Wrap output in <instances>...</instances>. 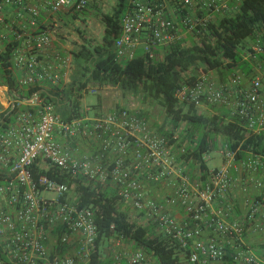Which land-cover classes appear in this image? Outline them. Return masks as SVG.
Here are the masks:
<instances>
[{
	"label": "built area",
	"instance_id": "1",
	"mask_svg": "<svg viewBox=\"0 0 264 264\" xmlns=\"http://www.w3.org/2000/svg\"><path fill=\"white\" fill-rule=\"evenodd\" d=\"M153 1H159L155 3ZM129 0L114 49L118 62L134 58L141 46L148 61L156 47L183 41L195 43L216 18L231 15L241 0ZM89 0H0V55L11 48L10 62L19 88L43 89L60 81L59 67L67 58L42 55L52 44L51 30L41 25V12L53 16L62 10L80 14ZM177 5L179 22L164 16L166 7ZM184 45V42H183ZM57 62V63H56ZM7 93V90H6ZM1 94V93H0ZM8 96V95H7ZM183 105L197 110L223 111L237 119L246 132H264V30L253 32L240 47L239 61L224 79L215 70H198L195 79L174 94ZM0 114L16 109L13 123L0 131V264H158L152 254L135 247L132 240L114 231L98 244L95 210L79 208L73 186L33 171L54 170L58 176L90 184L96 192L112 189L122 203L126 220L187 249V264H222L231 249V264H264L242 247L247 232L264 233L257 223L264 206V158L236 153L222 145L219 167H207L205 179L192 182L178 156L187 142L153 130L138 111L119 107L95 118L64 120L55 106L37 90L10 99ZM91 141L93 148L80 156L73 142ZM206 163L207 154L202 158ZM245 174L259 198L246 201L241 221H232L233 206L227 196L236 186L235 174ZM166 187L163 201L151 197L150 187ZM50 192L52 197L43 193ZM215 202L219 207L213 209ZM185 213L178 222L172 209Z\"/></svg>",
	"mask_w": 264,
	"mask_h": 264
},
{
	"label": "trees",
	"instance_id": "2",
	"mask_svg": "<svg viewBox=\"0 0 264 264\" xmlns=\"http://www.w3.org/2000/svg\"><path fill=\"white\" fill-rule=\"evenodd\" d=\"M115 2L112 14L100 15L104 27L101 44L92 47L84 45L73 56L84 81L77 83L72 80L68 85L59 83L43 89L19 88L9 61V47L6 53L0 55V85L6 86L8 97L12 100L20 99L41 90L42 97L55 106L58 114L64 120H70L82 117L80 99L87 81L99 87H114L132 95L142 94L145 99L154 100L161 106L173 130L181 124L185 125L183 136L188 140V146L178 156V161L197 165L202 180L207 171L202 158L217 149L218 138L223 140V145H227L230 151L236 153V159H244L248 154L264 158V132L257 135L248 133L237 119L227 120L223 111L198 113L192 105L180 104L174 97L175 91L182 84L195 79V75L190 73L198 68L202 71L215 70L221 79L227 76L239 61L243 41L252 36L253 32L264 30V0H241L231 15L216 18L209 23L199 44L191 42L190 46H184V41H181L163 47L160 56L153 51L154 58L151 61L139 51L127 62L116 60L114 44L120 34L121 21L127 12L129 0ZM173 8L180 17L183 11H179V7L174 4ZM166 11L164 16L167 17ZM16 113V109H9L0 114V131L13 123ZM140 115L148 119L143 113ZM158 133L170 139L173 136L172 132L166 134L159 130ZM41 175L67 184L68 187L73 186L76 205L95 210L98 244L108 237L109 228L113 225L115 232L132 240L135 247L144 253L152 254L158 264H187V249H179L176 243L156 233L151 226L140 227L129 223L126 214L121 211L123 205L112 189L96 193L90 184L82 186L79 180L58 176L54 170L42 172L34 169L35 180ZM223 263L231 264L228 255H225Z\"/></svg>",
	"mask_w": 264,
	"mask_h": 264
},
{
	"label": "crops",
	"instance_id": "3",
	"mask_svg": "<svg viewBox=\"0 0 264 264\" xmlns=\"http://www.w3.org/2000/svg\"><path fill=\"white\" fill-rule=\"evenodd\" d=\"M102 1L107 2V3L109 2L110 6L114 9L115 4H116L115 0H109V1L102 0ZM230 2L233 6L234 0H230ZM166 9H167L166 12L168 14L167 17L172 18L175 22H179V16L178 14H176V9L173 8L172 6L171 7L168 6L166 7ZM104 14H108V13H104ZM74 15L75 14H73L67 9L62 10L58 14L53 15V16H49L44 11H42L40 19H39V23L41 25H44L50 28L51 36H52V44L50 48H48L45 51V53L42 55L41 57L42 60L46 63L47 62L55 63L54 58L56 55H58L62 58H67V60L69 61L68 65L59 67V71H60L59 83H61L62 85H68L72 80H75L77 83L84 81V78L82 76L79 66L74 63L73 56L74 54L78 53V51L84 45L90 46V47L96 46V45L89 44V42L87 41L83 42V40L78 41L77 46L70 45L72 42L71 40H77V39H74L72 36H70V31H69L70 26L72 25L78 26L79 24L83 26L86 25V29L88 30V32H90L89 29H90L91 23L92 22L95 23L97 21V18L95 15H93L91 18H88V16H86V19H84V17H81V16L73 17ZM99 28L100 29L98 32L101 33L103 37L104 27L102 23L99 25ZM86 38L89 39L90 37L87 36ZM139 51H142L141 46L138 47L136 52H139ZM154 51L162 55L163 47L162 48L156 47ZM14 73L17 78L21 75V73L16 70H14ZM58 84L54 86H57ZM48 85L49 84L44 85L43 88L48 87ZM2 88L4 89V92H6L7 90L6 86H2ZM85 89H86V92L89 91L88 81H87ZM92 90H94L93 92L101 93L100 91H96L98 90L97 85H93ZM103 98L104 97L102 95V101H99V103L96 106L88 107L86 108L84 112L80 111L81 114L84 115L82 117L95 118V117H99L103 114H106L112 111L113 108H109V106L106 105V102ZM1 103L3 104L2 100H1ZM149 122L151 124L152 129L156 130L152 121L149 120ZM70 147L76 152L77 156H80L82 154H85L91 151L93 148V143L91 141H86V142L77 141V142H73L70 145ZM189 171H192V167H189ZM234 176L237 181L236 186L232 189V191H230L229 195L227 196V202L233 206V214L231 216V220L241 221L243 220L245 213H246V209H245L246 201H252L253 199H256V198L262 201V199L258 197L260 193L253 188L251 182H249L248 180L244 181L245 174L237 173ZM149 189L151 191L150 192L151 197L154 198L156 201L164 200L166 193H167L166 187L160 188V187L151 186ZM219 206H220L219 203L215 202L212 208L216 209ZM171 213H172V216L175 218V220L178 222H183L186 219L185 213L183 212V210L179 208L172 209ZM257 221H258L257 223L262 224L264 226V213L260 212V216L258 217ZM242 247L244 249L250 250V252H252L254 255H256L258 258L264 261V233L247 232L245 236L243 237ZM232 253L233 252L231 249L226 250V255L229 256L230 261H231Z\"/></svg>",
	"mask_w": 264,
	"mask_h": 264
},
{
	"label": "rangeland",
	"instance_id": "4",
	"mask_svg": "<svg viewBox=\"0 0 264 264\" xmlns=\"http://www.w3.org/2000/svg\"><path fill=\"white\" fill-rule=\"evenodd\" d=\"M109 1V0H108ZM198 0H194L196 2ZM231 4V2H230ZM113 11V8L110 6L109 2H104L102 0H90L85 10L77 15H74L73 17L81 16L86 19V16L88 18H91L93 15L96 16L97 21L94 23H91L90 29H86V25H72L69 27L70 36H72L74 39L77 40H71V46H77L78 41L83 40L89 42L91 45H99L102 42V35L99 33V25L101 24L100 21V15L104 13L111 14ZM99 24V25H98ZM88 34V35H87ZM89 36L90 38L87 39L86 37ZM183 41L184 46H190L191 42H194L193 37H191L188 34L183 35ZM160 56V54L158 55ZM199 68L197 70H194L190 73V75H196ZM83 79V78H81ZM93 83H88V89L89 91L86 92V89H84V92L82 93V97L80 99V111L84 112L86 108L96 106L99 101H102V95L103 99L106 102V105L109 106V108L115 109L116 107H123L130 110L138 111L139 113H143L146 115L148 120L152 121L154 127L156 128V131L164 133H173V136L177 137V140L180 143L187 142L188 140L184 138L183 132L185 129V125L181 124L180 127L176 130L172 129V125L169 122V119H167L163 109L161 106L154 100L151 99H145L142 94L139 95H132L129 93H124L121 90L105 86V87H99L98 90L101 93L93 92ZM0 96L1 100L3 102L4 107L1 108L3 110L5 106L8 104V96L7 93L4 92V89L2 88V85H0ZM103 103V102H102ZM198 113H211V110H197ZM82 116H84L82 114ZM218 146L217 149H214L210 153L207 154L209 160L206 161V166L211 169L215 167H219L221 165V157L218 155V152L220 150V147L223 145V140L221 138H218L217 140ZM179 162V161H178ZM186 168V173L189 175L192 182L198 180V167L194 164H183ZM189 166L192 167V171H189ZM43 196L45 197H52L53 195L50 192L43 193ZM261 212L264 213V207L261 209Z\"/></svg>",
	"mask_w": 264,
	"mask_h": 264
}]
</instances>
